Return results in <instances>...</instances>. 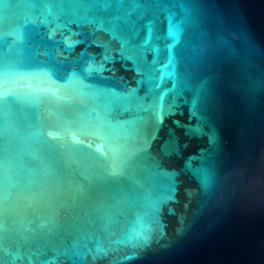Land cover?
Masks as SVG:
<instances>
[{"label":"water","instance_id":"obj_1","mask_svg":"<svg viewBox=\"0 0 264 264\" xmlns=\"http://www.w3.org/2000/svg\"><path fill=\"white\" fill-rule=\"evenodd\" d=\"M0 264H264V0H0Z\"/></svg>","mask_w":264,"mask_h":264}]
</instances>
